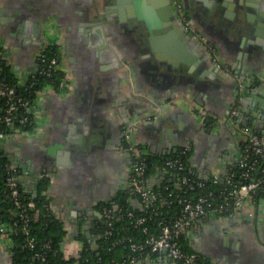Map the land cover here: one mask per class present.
I'll use <instances>...</instances> for the list:
<instances>
[{
	"label": "crops",
	"instance_id": "obj_1",
	"mask_svg": "<svg viewBox=\"0 0 264 264\" xmlns=\"http://www.w3.org/2000/svg\"><path fill=\"white\" fill-rule=\"evenodd\" d=\"M179 1L188 26L175 0H0V58L20 82L43 46L58 50L60 84L35 91L33 125L1 139L0 150L25 191L46 179L50 206L69 229L62 242L67 256L80 247L76 221L85 219L87 228L101 203L129 187L127 124L130 139L150 153L189 145L190 171L204 179L236 162L240 123L264 125L257 7L246 17L222 0ZM236 94L239 117L232 122L225 110ZM158 179L152 174L149 183ZM182 242L211 264H264V189L227 213L201 216ZM0 264H11L2 238ZM133 264L179 263L163 254Z\"/></svg>",
	"mask_w": 264,
	"mask_h": 264
},
{
	"label": "built area",
	"instance_id": "obj_2",
	"mask_svg": "<svg viewBox=\"0 0 264 264\" xmlns=\"http://www.w3.org/2000/svg\"><path fill=\"white\" fill-rule=\"evenodd\" d=\"M175 4L184 24L188 26V18L179 1L175 0ZM44 47L37 54V66L34 71L38 70V72L48 75L52 69L57 68L58 59L55 57L47 59L43 52ZM207 49H209L211 54L213 53L211 46H208ZM0 96L5 97L6 107L3 118L10 126L9 133L0 130L1 140L15 131L25 130L21 129L20 125H15V122L24 124L28 121V114L33 113V102L22 94L16 93L15 87L5 81H0ZM238 98L239 94H236L233 102L225 110L226 120L233 122L238 119ZM18 108L22 109V114L16 119L13 112ZM239 126H241L244 133L240 153L235 162L240 171L237 174V178H235L236 174L232 166L222 174L213 172L209 179L214 183H221L217 192L211 189L203 193L198 192L195 195L188 192L189 187L203 186L202 180L204 179L189 174L191 172L189 168L191 148L189 145H182L171 149L163 157L162 162L155 166L156 172L154 174L158 176H169L171 173L176 174L178 178L176 184L184 188V195L177 199L181 204L180 213L173 218H167L159 208L160 204L171 203L172 199L168 197L172 195L173 189L167 192L166 197H159L158 191L154 186L155 183H149V178L152 174L150 176L145 175L146 158L150 151L145 145L133 142L130 139L131 124H127L124 127L123 135L128 143L131 156L128 178L129 188L130 192L137 196L136 204L134 205H137L141 212L135 213L132 209H123L121 206H117L116 204L112 206L106 202L100 204L99 214L95 219L101 226V235L105 237L106 242H109V247L122 243L123 247L127 249V253L122 260H112L111 264H133L141 256H153V258H157L163 254L179 264H211L206 260L200 259L198 253L195 251H186L182 247L183 236L187 233L190 226L201 216L208 212L224 214L229 209L241 206L244 200L264 183V125L261 128H253L249 124H240ZM15 167L14 165L13 170H15ZM17 179H19V175L15 172H12L7 177V183L13 196L18 194ZM215 194H219V198H216ZM14 202L19 210L10 218L0 219V238L8 244L11 255L15 244L14 237L18 235L19 229L23 232L24 237V242L21 246L33 248L36 244V240L30 233L28 226L30 216L27 213V209H34L33 218H37L39 211L38 201L34 199L28 200L23 204L17 199ZM46 206L52 210L50 202L46 203ZM148 208L150 209L148 210ZM148 211L151 212L152 216L157 217L156 227L153 231H150L149 217L147 216ZM52 212L57 216L55 211L52 210ZM115 218H128L129 224L127 226L138 228L144 237L135 240L131 235L123 234L122 236L110 239L109 237L113 233V220ZM92 224L88 223L87 228H90ZM93 235L94 233H90L91 237ZM43 246L45 248L50 247V244L46 242ZM152 253L154 254L150 256ZM35 255H40L43 258L42 252L36 251ZM63 256L65 258L69 257L64 251ZM75 263L77 264V262Z\"/></svg>",
	"mask_w": 264,
	"mask_h": 264
},
{
	"label": "trees",
	"instance_id": "obj_3",
	"mask_svg": "<svg viewBox=\"0 0 264 264\" xmlns=\"http://www.w3.org/2000/svg\"><path fill=\"white\" fill-rule=\"evenodd\" d=\"M45 57L51 58L55 57L58 59V50L57 47L53 44L46 45L43 49ZM39 68V67H38ZM62 71L59 69H52L50 74H45L38 72V70H33L26 78L24 82H20L17 75L11 70V68L5 64L4 60L0 58V81H5L9 85L15 87L16 93L22 94L24 97L33 100L35 91L41 88L46 83H51L55 86H58L61 82ZM6 100L5 97L0 96V130L9 133L10 126L6 123L3 118L5 113ZM22 114V109L18 108L13 112V115L17 117ZM241 124V123H240ZM15 125H20L21 129H29L33 125V116L28 114V121L24 124H18L15 122ZM9 135V134H8ZM168 153L162 155L149 153L146 158V169L145 175L150 176L156 172L155 166L160 164L163 160V157ZM232 169L234 170L236 177L239 173V167L233 163ZM12 164L8 155H6L2 150H0V219L1 218H10L13 216L19 208L16 207L15 200L17 199L22 204L28 200L34 199L38 201V216L33 218L32 214L34 209H27V213L30 216L28 226L30 233L34 236L36 244L33 248H28L26 246H21L24 242L23 232L21 229L18 230V235L14 237V246L13 253L11 255V264H111L112 260H122L127 253V249L123 247L122 243L113 247H109V242H106V239L101 235V226L96 219L90 220L89 223H93L90 228H82V222L86 223L84 219H78L76 221L75 229L72 234L75 239L80 241V247L78 249L76 256H69L65 258L63 256V251L61 244L63 239L69 233V229L65 226L64 221L59 216H56L52 210L46 206L49 199L45 193L46 189V179L40 178L36 182L35 191L27 192L23 189L22 182L20 179H17L18 194L13 196L11 194L10 187L7 183V177L15 172L19 175L18 169ZM191 176H195L192 172H189ZM178 178L176 174H170L169 176H159V179L154 184L156 187L159 197H166L167 192L173 189V193L170 197L172 199L171 203L160 204L159 207L162 211V214L167 218H173L180 213L181 204L178 202V198L183 196V187L176 184ZM203 186L201 187H189L188 192L192 195L197 194L198 192H205L206 190H213L217 192L221 183H214L209 178L203 179ZM264 189V183L261 184L256 191L252 194L260 193ZM216 198H219V194H215ZM132 198L137 199L135 194L130 192V188L122 189L114 197L113 202H106L109 205L116 204L121 206L123 209L129 208L132 209L135 213H140L141 210L138 209L137 205H134L131 201ZM160 200V199H159ZM150 208H148L149 210ZM231 209L226 211L229 212ZM149 217L148 223L150 226V231L155 229V224L157 221L156 216H152L151 212H147ZM129 224L128 218H118L113 220V233L110 235V239L122 236L123 234L131 235L135 240L142 239L144 235L138 228H133L132 226H127ZM90 233H94L91 237ZM49 243L50 247H44V243ZM182 247L186 251H190L186 243L182 242ZM42 252L43 258L40 255H35V252ZM154 253L150 254L152 256ZM142 258V256H141ZM200 259H203L199 256ZM204 260V259H203ZM210 263V262H209Z\"/></svg>",
	"mask_w": 264,
	"mask_h": 264
},
{
	"label": "water",
	"instance_id": "obj_4",
	"mask_svg": "<svg viewBox=\"0 0 264 264\" xmlns=\"http://www.w3.org/2000/svg\"><path fill=\"white\" fill-rule=\"evenodd\" d=\"M222 1L228 8L229 6H231V4L234 5L233 7L236 6L239 7V9L244 12V15H246V17H248L250 15L249 13L253 11V8L251 6L253 7L256 6L257 12L259 13V17H258L259 26L260 25H262V27L264 26V0H222ZM259 111L260 114H264V109H260ZM54 148L55 145L49 146L48 153H50L51 155H55ZM170 150L171 149L169 148L168 151ZM16 161L17 160L15 159L14 162ZM26 164L27 162H25V164L23 163L22 165L20 164V166L23 168V165L26 166ZM23 172H27V171L23 170Z\"/></svg>",
	"mask_w": 264,
	"mask_h": 264
},
{
	"label": "flooded vegetation",
	"instance_id": "obj_5",
	"mask_svg": "<svg viewBox=\"0 0 264 264\" xmlns=\"http://www.w3.org/2000/svg\"><path fill=\"white\" fill-rule=\"evenodd\" d=\"M179 1V0H178ZM179 3H180V1H179ZM181 5V4H180ZM181 7H182V5H181ZM183 9V8H182Z\"/></svg>",
	"mask_w": 264,
	"mask_h": 264
}]
</instances>
